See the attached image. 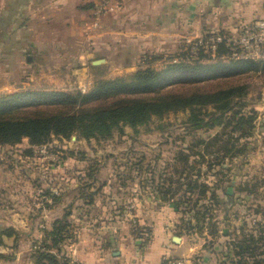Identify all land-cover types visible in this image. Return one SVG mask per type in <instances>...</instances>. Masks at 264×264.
<instances>
[{"label": "rangeland", "instance_id": "rangeland-1", "mask_svg": "<svg viewBox=\"0 0 264 264\" xmlns=\"http://www.w3.org/2000/svg\"><path fill=\"white\" fill-rule=\"evenodd\" d=\"M145 6L146 4L143 5ZM211 6V2L203 0H163L154 6L151 15L147 16L149 10H143L144 17H138V13L136 18L121 23L119 27L109 19L106 24L109 40L88 59L102 58V61L93 64L86 60L85 63L89 64L87 78L80 82L73 78L71 80L70 74L52 75L57 80L52 82L57 83L55 90H87L96 80L129 78L142 68L158 71L172 62L175 53L181 52L187 44L198 38L213 32L235 36L236 26H228L229 23L221 25L222 19L228 20V17H224L227 11L218 14V10L211 9ZM104 20L106 19L101 21L100 30H107ZM206 62L208 61L203 60L199 63ZM245 62L246 70L230 76L172 84L158 92L136 95L148 98L242 85V98L233 99V109L239 115L242 113L243 118L236 116L231 120L228 114H223L220 120H226L225 124L218 123V118L212 122L208 115L213 108L202 106L195 108V112L199 113L198 117H204L200 125L189 119L188 109H178L167 111L161 116L152 115L144 123H122L104 138L87 139L73 133L69 138L53 135L50 140L38 144H31L27 138H23L15 144L1 145L3 156H0V163L5 159L6 166L2 169L0 165V195H24L30 214L28 217H20L18 214L12 216L10 223L23 231L18 229V237L11 245L5 240L0 243V264H42L36 261L34 251L35 245L41 241V229H44L45 221L48 220L44 219L46 216L40 217L35 212L40 205V196L49 197L45 193L46 188L53 193L66 192L71 183L86 178L79 170L87 165L99 168L96 171L98 177L112 176L124 184L106 187L102 191L105 194L111 191L114 197L92 207V218L75 219V222L84 227L80 233V226L73 223L72 227L76 228L77 234L72 242L79 239L81 242L85 239L93 240L98 235H103L107 227L118 225L119 229L125 228L127 223H123L115 215L132 219L134 209L138 213L146 206L147 211L152 212L149 214L151 217L157 207L164 205L173 212L174 222L177 223L176 227L174 224L172 233L185 236L188 242L198 245L199 250L209 251L216 258V264H231L232 260L234 262L239 259L238 256L232 260L228 257L227 243L233 237L235 229L239 231L244 227V231L252 229L256 232L264 227V69H258L257 66L255 68L256 64L253 62ZM24 71L16 76L20 79L22 90L9 88L4 76L0 74V100L8 99L13 93L20 91L52 90L41 89L45 88L47 82L39 71L31 67ZM101 103H106V100ZM44 109L58 112L59 107ZM213 135H217V141L211 142L212 148L205 149L204 143L198 144V137L210 140ZM199 150L204 153L217 150L219 157L215 159L212 153L213 156L207 153L203 160L192 154L187 163H183V160L174 163L178 153L180 157L181 153ZM137 167L141 169L137 170ZM183 169L185 170L182 172ZM168 176L181 183L175 181L170 185L163 181V177ZM132 179L138 182L137 186L133 185ZM189 180L191 187L187 185ZM145 183L148 185L143 186ZM229 185L232 186V193L227 194ZM164 189L165 200L160 196L161 202L158 203H137V190L154 196ZM168 189L170 190L167 192ZM79 203L84 207L81 201ZM98 214L104 217L94 219ZM3 217L1 212L0 223ZM8 221L6 219V223ZM131 222L134 234L148 237L139 233L147 232V222ZM99 223L108 226H104L99 232ZM227 232L232 234L227 235ZM71 241L61 245L57 253L59 264H81L75 258L78 251L70 250V245L67 244ZM260 250L264 252V245H260L257 251ZM198 253L200 252L195 250L189 256L190 262L198 259ZM178 255L184 259L188 257Z\"/></svg>", "mask_w": 264, "mask_h": 264}, {"label": "crops", "instance_id": "crops-1", "mask_svg": "<svg viewBox=\"0 0 264 264\" xmlns=\"http://www.w3.org/2000/svg\"><path fill=\"white\" fill-rule=\"evenodd\" d=\"M162 1L124 0L120 10L103 17L106 19L104 20V27L107 30L98 29V32L88 28L87 23L91 14L89 5L85 0H0V74L4 76L5 84L12 90H22L20 89V79L16 76L25 72L24 70L29 67L39 71L44 78L43 80L47 82L45 88L42 87L41 89H55L57 83L52 82H57V80L52 75L70 74L72 75L71 80L73 78L80 82L81 79L87 78L88 74L89 64L87 65L85 61L94 54L97 48L99 50L109 40L110 35L107 33L106 25L109 19L119 27L121 23L136 18L138 13V17L141 15L144 17L143 10H145L144 12L149 10L147 16L151 15L154 6ZM203 1L211 2V9L218 10V14L221 11H227L224 17H228V20L222 19V26L229 23L228 26L234 28L242 22L251 21L264 14V0ZM144 4H146L145 7H143ZM90 62L91 59L88 60V63ZM2 87L1 89H3ZM0 152V156H3V151ZM4 162L5 159L0 163L2 169L6 166ZM85 168L86 166L79 172L84 174ZM98 170L99 168L96 169V171ZM132 181L133 185H138L134 179ZM121 182L112 176L100 178L96 174L92 180L82 178L78 182L71 183L69 189L62 192L57 200L51 196H40V205L37 206L35 212L40 217L46 216L43 218L48 219L45 221L44 229H41L40 236L45 230L51 229L53 221L63 217L67 209L69 211L68 218L72 223L80 226L78 229L81 233L84 226L77 221L75 222V219L92 218V207L109 197H114L111 191L106 194L102 191H105L106 187L113 188L121 185ZM83 190L95 191L92 202L85 203L86 198L83 197ZM137 191L135 196L137 203L161 202L158 195L152 196L141 193L140 190ZM80 201L84 207L80 205ZM27 205V199L20 193L0 195V213L2 212L4 216L2 223H0V231L3 228L13 227L19 234V227L10 222L13 215L28 217L30 213ZM145 208L138 213L134 209L132 219H128L127 216L123 217V215H115L114 217L123 223H127L123 229H119L118 225L109 228L108 225L100 224L103 223L100 222L101 229H98L99 232L104 226L107 227L104 229L103 235H98L93 240L85 239L81 242L79 239L67 243L70 245V250L76 249L78 251L75 258L81 264H160L165 255L179 256L178 254H184L188 256L185 259V264H189L191 259L189 256L198 250L200 252L198 253L199 257L190 262L191 264H216V258L212 257L209 251L199 250L198 245L188 242L185 236L180 234L179 242L172 241L174 234L172 229L174 224H176L175 227L177 226V223L174 222L173 212L166 209V206L157 207L151 217L149 214L152 212ZM102 217L104 216L98 214V217L94 216V219H101ZM6 219L9 220L7 223ZM131 220L149 224L148 228L146 227L147 232L139 231L140 234L147 235V238L134 234ZM142 228L144 229L145 226ZM19 230L23 231L22 228ZM17 237L2 235V239L9 245Z\"/></svg>", "mask_w": 264, "mask_h": 264}, {"label": "trees", "instance_id": "trees-1", "mask_svg": "<svg viewBox=\"0 0 264 264\" xmlns=\"http://www.w3.org/2000/svg\"><path fill=\"white\" fill-rule=\"evenodd\" d=\"M191 45V43L187 44L184 50L175 53L177 60H172L169 65L158 71L142 68L136 70L129 78L99 79L87 90H81L80 88L73 91L52 89L13 93L10 98L0 100V146L18 143L23 138H27L31 144H38L50 140L53 135L69 138L73 133L77 137L82 136L87 139L104 138L111 135L114 127H119L122 123L131 125L144 123L152 115L161 116L167 111L178 109H188L189 119L194 124L200 125L204 117H198L199 113L195 112V108L202 106L213 108L208 115L209 120L212 122L213 119L218 118V123L225 124L226 120H220V116H223V114H228L227 116L231 120L236 116L243 118L242 113L239 115L233 109V99L235 97L242 98V85L222 87L204 92L157 95L148 98L136 97L138 94L158 92L172 84H186L220 76H230L246 70L245 61L255 63V68L257 66L258 69H264V57L254 60L252 58L234 59L223 56L228 52L224 41L219 42L214 57L208 53L202 44H196L197 57H193L190 49ZM174 55H172V58ZM203 60L208 62L199 63ZM195 62L199 64L193 65L192 63ZM127 95H134V97H126ZM105 100L106 103H101ZM89 103L91 104L86 107L85 105ZM54 107H59L58 112L45 111L46 109H44ZM251 111L255 113V110L251 109ZM29 112L30 114H28ZM225 118L227 117L225 116ZM197 139L199 140L198 144L204 143L205 149L212 148L213 143L211 142L217 141V135H213L210 140L202 137ZM211 151L217 159L219 157L217 150ZM202 152L199 150L193 151V153H181L180 157V153H178L174 163L182 162L181 160L184 161L183 163H187L189 156L192 154L202 157V159L204 154H211ZM138 167L137 170H140L141 168ZM85 169L86 178L94 179L97 168L87 165ZM175 171L178 170L175 168ZM163 181L169 182L170 185L175 181L181 183L178 182L179 180L172 179L171 176L163 177ZM121 183L124 184L123 181ZM145 185L148 184H143V186ZM187 185L191 187L190 180ZM165 190H162L158 195L163 200L166 199ZM46 192L48 196L56 200L61 195L60 192L53 193L47 188L45 189ZM82 193H84L83 197L86 198L85 203L92 202L94 190H83ZM68 215L69 211L67 209L63 217L56 218L53 221L51 229L44 231L40 243L35 245L36 249L34 251L37 262L59 264L57 253H59L61 245L67 241L70 242L77 234L76 228L72 227L73 223ZM235 230L233 237L227 243L228 257L232 260V258L238 256L239 259L234 262L232 260L231 264H264V252L257 251L260 245H264V227L260 228L259 231L256 230V232L252 229L244 231V227L243 230ZM3 234L7 236L14 235L15 237L18 235L13 227L3 228L0 231V243L3 241ZM229 234L232 233L227 232V235Z\"/></svg>", "mask_w": 264, "mask_h": 264}, {"label": "built area", "instance_id": "built-area-1", "mask_svg": "<svg viewBox=\"0 0 264 264\" xmlns=\"http://www.w3.org/2000/svg\"><path fill=\"white\" fill-rule=\"evenodd\" d=\"M124 0H85L90 8V20L88 28L94 31L100 29L101 21L107 14L120 10ZM235 36L220 32H213L210 35L198 38L191 44L193 57H197L196 44H202L208 53L216 55L219 42L224 41L227 45L229 58H252L258 60L264 57V14L251 21H245L236 26ZM190 44V43H189ZM177 57L173 58V61ZM84 90V89H82ZM185 259L179 256L165 255L160 264H185Z\"/></svg>", "mask_w": 264, "mask_h": 264}, {"label": "water", "instance_id": "water-1", "mask_svg": "<svg viewBox=\"0 0 264 264\" xmlns=\"http://www.w3.org/2000/svg\"><path fill=\"white\" fill-rule=\"evenodd\" d=\"M101 61H102V58H96V59H92L91 60V63H93V64H99ZM226 193L227 194L232 193V186H230V185L227 186ZM180 239H181L180 235H178V234H173L172 235V241L173 242H179Z\"/></svg>", "mask_w": 264, "mask_h": 264}]
</instances>
